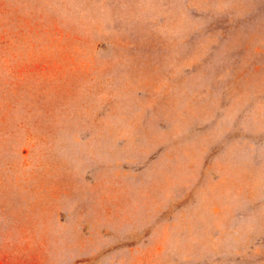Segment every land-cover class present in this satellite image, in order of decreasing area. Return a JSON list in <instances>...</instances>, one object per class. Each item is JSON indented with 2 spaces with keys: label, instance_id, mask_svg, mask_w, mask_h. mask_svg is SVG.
Instances as JSON below:
<instances>
[{
  "label": "rangeland",
  "instance_id": "1",
  "mask_svg": "<svg viewBox=\"0 0 264 264\" xmlns=\"http://www.w3.org/2000/svg\"><path fill=\"white\" fill-rule=\"evenodd\" d=\"M242 66L248 71L243 77ZM262 75L264 0H0V170L17 165L14 151L28 130L17 125L18 117L32 127L53 119L54 133L68 110L71 117L95 122L107 120L105 113L114 110L117 126H133L139 143L152 146L159 133L146 129L155 124L203 130L224 119L240 126L242 80L252 91L255 82L264 87V80L258 84ZM44 128L40 138L51 130ZM162 167L152 170L162 173ZM8 186L0 182V201L12 199L9 193L13 201L22 196L23 185ZM4 206L3 213L17 209ZM105 212L114 218L111 207ZM117 223L106 220L99 226L104 246L90 248L75 264H117L112 256L118 242L107 236L118 230ZM58 228L67 234V228ZM37 243L48 252V239ZM6 246L0 264H43L44 256L50 258L25 253L27 246L17 238ZM65 246L60 264H68L72 253ZM135 257L133 263L143 264ZM116 260L132 264L127 255L118 253Z\"/></svg>",
  "mask_w": 264,
  "mask_h": 264
},
{
  "label": "crops",
  "instance_id": "2",
  "mask_svg": "<svg viewBox=\"0 0 264 264\" xmlns=\"http://www.w3.org/2000/svg\"><path fill=\"white\" fill-rule=\"evenodd\" d=\"M245 73L242 66V77ZM263 80L264 75L258 84ZM246 85L244 78L240 126L219 119L203 130L184 124L188 132L185 126L165 127L167 122L150 124L147 133L153 129L160 138L146 147L136 128L117 126L114 110L101 122L71 117L68 110L54 133L53 119L32 127L18 117L17 125L28 130L23 127L25 138L14 151L17 165L0 170V182L23 185L22 196L19 203L12 193V199L0 201V251L17 238L27 254H50L43 264H60L67 244L68 264H75L90 248L104 246L99 226L108 220L118 222V230L107 235L118 242L112 256L117 264H122L118 253L132 264L135 256L143 264H264V87L255 82L251 91ZM47 125L46 136H37ZM161 165L162 173L153 172ZM4 205L17 209L3 213ZM110 207L111 220L105 212ZM126 209H132L129 215ZM58 225L68 229L66 235ZM46 239L48 252L37 243Z\"/></svg>",
  "mask_w": 264,
  "mask_h": 264
}]
</instances>
